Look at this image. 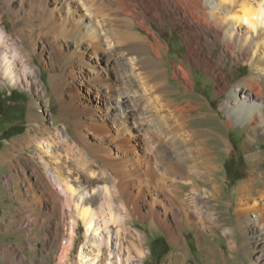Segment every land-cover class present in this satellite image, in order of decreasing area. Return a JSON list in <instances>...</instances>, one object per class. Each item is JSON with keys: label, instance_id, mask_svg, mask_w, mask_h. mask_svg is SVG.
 I'll list each match as a JSON object with an SVG mask.
<instances>
[{"label": "bare ground", "instance_id": "bare-ground-1", "mask_svg": "<svg viewBox=\"0 0 264 264\" xmlns=\"http://www.w3.org/2000/svg\"><path fill=\"white\" fill-rule=\"evenodd\" d=\"M14 1L6 0L10 7L6 4L0 10V54L7 48L13 52L17 45L16 35L21 40H28L32 47L37 40L47 38L63 50L73 49L82 72L81 84L97 98L94 105L89 103L90 106H85L82 111L88 120H78V124L90 127L102 137L98 146L104 152L102 160L118 174L123 198L118 205L109 199L106 206L101 205L100 218L106 231L95 242L98 255L106 249L108 264H113L115 256L116 264H133L131 252L126 258L121 253L124 242L119 234L120 229L127 228L126 217L132 213L146 216L154 226H162L173 238L177 230L169 223V215L174 214L180 222H193L187 207L189 203L201 219H213L222 226L225 234H236V229L247 234L253 244L250 250L255 254L258 250L257 254L264 256V179L256 188L257 178L252 174L240 186L235 202L236 228L220 223L215 204H207L205 199L210 194L218 199L222 194L217 181L220 165L216 151L229 150L230 143L226 141L224 148H218L213 129L198 124L200 117L192 111L200 106L194 105L191 99H172L168 82L162 79L166 71L162 69L163 51L169 49V43L160 38L161 32L149 22L159 21L165 25L170 20L174 25H185L189 51L183 64L176 66L174 77L182 79L181 85L187 92L193 86L188 62L209 68L212 65L211 59L203 53L205 45L221 46L217 64H223L227 57L245 58L252 71L236 83L221 108L229 115V125L242 120L249 125L256 123L264 130V105L261 102V97L264 98V0H18L17 9L14 4L12 6ZM5 14L11 16L16 26L26 23L29 27L19 26L9 31L1 25ZM18 54L20 62L23 56L21 52ZM6 57L3 54V60ZM8 60L3 71L16 80L11 67L13 61ZM219 77L218 94H221L228 85V77L223 74ZM154 92H158L157 95ZM37 138L29 134L13 140L0 155V164L15 158L21 148L30 145L37 147V155L51 166L48 157L54 158L59 150L52 142H41ZM58 138V148L68 154L77 152L84 156L83 149L75 151L70 138L64 135ZM33 161L42 165L37 156ZM13 166L11 161L10 170ZM50 177L71 196L74 206L71 208L84 220L87 234L98 230L97 211L87 205L88 201H81L85 193H79L67 179L61 181L55 172L48 177L52 182ZM259 177L264 178V173L261 172ZM13 178L19 182L20 177ZM199 179L204 182L203 187L197 185ZM181 185L190 187L184 198L174 195V192L182 191ZM28 192L32 194L34 204L42 202L31 183ZM55 197L60 198L59 194ZM158 204L162 209L157 208ZM144 205L148 207L146 213L142 208ZM113 224L119 225L116 237L112 233ZM72 228L70 232L76 234L74 223ZM135 234L137 237L130 241V246L143 256L140 235ZM85 248L83 246L80 252L81 263L94 264ZM259 263L264 261L260 259Z\"/></svg>", "mask_w": 264, "mask_h": 264}, {"label": "rangeland", "instance_id": "rangeland-1", "mask_svg": "<svg viewBox=\"0 0 264 264\" xmlns=\"http://www.w3.org/2000/svg\"><path fill=\"white\" fill-rule=\"evenodd\" d=\"M16 1L18 0L12 3L15 9ZM6 4V0H0V10ZM6 6L10 7L8 4ZM4 16L1 25H5L9 31H14L19 26L29 27L26 23L16 26L9 14ZM149 22L156 31L161 32L160 38L169 43V49L163 51L162 69L166 71L162 79L167 80V89L172 99H191L194 105L200 106L192 111L200 117L197 119L198 124L213 129L212 135L218 148H224L226 141L230 143L229 150L216 151L220 165L217 181L221 185L222 194L218 199L211 194L207 195L205 201L207 204H215L214 210L217 211L220 223L236 228L238 217L235 202L240 186L252 174L257 178L256 188L262 185L261 179H264L259 177L261 172L264 173V130L256 123L249 125L242 120L229 125V115L221 107L236 83L251 73V66L246 63L245 58L238 60L236 57H227L223 64H217L215 61L219 60L217 56L221 54V46L205 45L203 53L211 59L212 65L209 68L188 62L193 86L187 92L181 85L182 79L174 77L176 66L183 64L189 51L185 25H174L170 20L165 25L159 21ZM34 27L37 28V25ZM141 31L146 33L145 30ZM16 36L14 38L17 45L13 52L7 48L4 49L5 53L2 49L0 54V99L9 95L12 90L27 94L19 107L23 109V113H13L19 116L18 121L24 124L25 130L12 137H4L3 134L11 123L3 120L0 114V136H3L0 155L13 140L29 134L37 136L41 142H52L59 152L54 158L48 157L51 160V166H48L47 161L37 155L38 148L29 145L21 148L13 160L0 164V261L2 264H82L80 252L85 246V251L94 260V264H108L107 250L98 255L95 244L106 231L100 218L101 205L104 203L103 206H106L108 199L115 205L120 204L123 199L122 191L117 180L118 174L102 160L104 152L98 147L102 137L90 127L78 124V120H88L82 111L85 106H90L89 103L94 105L97 98L88 91L86 85L81 84L82 72L77 53L73 49L63 50L47 38L37 40L38 43L35 42L32 47L28 40H21ZM150 37L153 38V35ZM20 52L23 60L19 62ZM3 54L13 61L11 67L16 80L4 73L8 58L3 60ZM26 62L27 66L24 65ZM212 67L213 71H210ZM220 74L228 77V85L218 94ZM154 93L157 95L158 92ZM261 102L264 105L262 97ZM150 122L153 124L152 119ZM61 135L74 142L75 151L83 149L84 156L77 152L68 154L63 148H58L57 140ZM133 143L136 144V141ZM36 156L42 165L33 161ZM11 161L14 164L12 170ZM52 171L61 181L67 179L79 193H85L86 196L81 201H88L87 205L97 211V223L100 224L98 230L87 234L84 220L72 209L74 206L71 196L61 190L62 185L56 184L51 177L53 184L48 179ZM13 176L20 177L19 182ZM29 182L37 189V195L42 200L40 204L32 202L33 196L28 192ZM197 185L203 187L204 182L199 179ZM180 189L181 192L173 194L184 198L190 187L181 185ZM55 194H59L58 200ZM77 198L76 194L75 199ZM158 205L157 208L162 209ZM187 207L193 216V222H180L174 214L169 215V223L177 230L173 238L169 237L165 228L154 226L146 216L141 217L135 213L127 216V228L120 229L119 234L124 242L122 256L126 258L131 252L133 264H260V259L264 261V256L257 254L258 250L256 254L250 250L253 244L247 234H241L237 229L236 234H225L222 226L214 223L213 219H201L195 213L194 206L188 203ZM142 208L146 213L148 207L144 205ZM121 210L124 214V210ZM73 223L76 234L71 233ZM118 229L119 225H112L115 237ZM135 233L140 235L143 256L138 255L130 246V241L137 237ZM116 259L117 256L113 258V264H116Z\"/></svg>", "mask_w": 264, "mask_h": 264}, {"label": "trees", "instance_id": "trees-1", "mask_svg": "<svg viewBox=\"0 0 264 264\" xmlns=\"http://www.w3.org/2000/svg\"><path fill=\"white\" fill-rule=\"evenodd\" d=\"M27 94L12 90V92L5 96L3 99H0V114L3 120L6 122L11 123V126L5 131L4 137H12L14 135L20 134L24 132L25 126L23 123L19 122V116L14 115L15 112L23 113V109H19V107L22 105L23 98ZM15 121V123H13ZM3 138V136H0V141ZM0 264L2 262L0 261Z\"/></svg>", "mask_w": 264, "mask_h": 264}]
</instances>
